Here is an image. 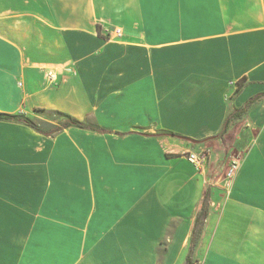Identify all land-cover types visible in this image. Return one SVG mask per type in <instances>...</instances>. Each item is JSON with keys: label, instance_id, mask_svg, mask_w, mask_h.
<instances>
[{"label": "crops", "instance_id": "0c3cea01", "mask_svg": "<svg viewBox=\"0 0 264 264\" xmlns=\"http://www.w3.org/2000/svg\"><path fill=\"white\" fill-rule=\"evenodd\" d=\"M0 111L107 130L0 120V264H264V0H0Z\"/></svg>", "mask_w": 264, "mask_h": 264}, {"label": "trees", "instance_id": "16d2710c", "mask_svg": "<svg viewBox=\"0 0 264 264\" xmlns=\"http://www.w3.org/2000/svg\"><path fill=\"white\" fill-rule=\"evenodd\" d=\"M244 82H245V77H242L237 81V88H236L237 91L243 86ZM258 96L259 95L250 99L247 102V104H249L250 102H253L256 98H258ZM245 106L242 108H236L233 110V112H231V113H229V115H227V117L223 123V126H222V128L218 134H216L212 137H207L205 139H202L201 141L210 140L212 138H216V137L222 135L223 133H225L228 126H229L228 125L229 120L233 117L239 116L243 111H245V108H246ZM54 114L56 116L62 118V123H60L58 125H51V124H47L45 122H35L32 119H30V118H28L22 114L6 113V112H1V111H0V120L23 123V124L31 127L32 129H34L35 131L42 133V134H45V135H52L55 132L61 130V128H66V127H70V126L83 128V129L95 130V131H99V132H107V130H105V129H101L99 127H95L92 125H88L82 121H79V120L71 117L68 114H65V113H62L59 111L58 112L55 111ZM156 135L173 136V137L181 138L184 140L193 141L192 139H190L188 137H184V136L178 135L177 133L170 132V131H161V133H157ZM207 196H208V194H206L205 197L203 198L202 207H201V210H202L201 215H204L205 211H206V206H207V202H208ZM186 264H193V261L190 259L189 256L187 257Z\"/></svg>", "mask_w": 264, "mask_h": 264}, {"label": "built area", "instance_id": "2783aa9c", "mask_svg": "<svg viewBox=\"0 0 264 264\" xmlns=\"http://www.w3.org/2000/svg\"><path fill=\"white\" fill-rule=\"evenodd\" d=\"M71 71V69H68ZM56 69L52 67L46 68L44 72L45 80L48 84L52 85L57 82V74ZM207 158V151L203 150L200 152H188L187 153V159L194 164L197 168H202L204 166V163ZM238 169V163L236 161H233L230 167L227 169L225 176H224V182L222 184V188L225 190H229L232 184V180L236 174V171Z\"/></svg>", "mask_w": 264, "mask_h": 264}, {"label": "rangeland", "instance_id": "374dc122", "mask_svg": "<svg viewBox=\"0 0 264 264\" xmlns=\"http://www.w3.org/2000/svg\"><path fill=\"white\" fill-rule=\"evenodd\" d=\"M39 122V121H38ZM41 122V121H40ZM236 131L233 129L230 131V137L233 138L235 135Z\"/></svg>", "mask_w": 264, "mask_h": 264}]
</instances>
